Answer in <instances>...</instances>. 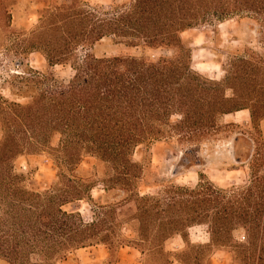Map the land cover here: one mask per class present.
Wrapping results in <instances>:
<instances>
[{
	"label": "trees",
	"instance_id": "1",
	"mask_svg": "<svg viewBox=\"0 0 264 264\" xmlns=\"http://www.w3.org/2000/svg\"><path fill=\"white\" fill-rule=\"evenodd\" d=\"M43 5L21 54L41 50L47 69L24 68L13 75L19 83L9 89L13 97L0 95V264H59L97 245L108 253L103 264H118L124 246L139 251L143 264H212V254L224 248L227 264H264V141L253 142L241 183L218 185L199 172L194 186L172 184L161 194L138 191L143 165L131 158L137 145L174 136L194 151L214 134L218 118L233 111L248 109L256 126L264 120V55L245 45L221 64L223 77L215 80L192 68L191 48L180 37L235 18L233 39L241 40L244 28L264 51V0ZM103 38L141 54L89 51ZM56 65H69L71 75L57 76ZM39 154L56 166L42 191L15 167ZM233 156L241 158L235 144ZM86 157L95 160L90 170L82 166ZM98 185L99 202L91 194ZM81 200L90 206L86 217L76 205L63 209ZM194 226L206 227L208 242L189 241ZM237 229L243 240L234 238ZM175 236L183 247L167 250Z\"/></svg>",
	"mask_w": 264,
	"mask_h": 264
},
{
	"label": "rangeland",
	"instance_id": "2",
	"mask_svg": "<svg viewBox=\"0 0 264 264\" xmlns=\"http://www.w3.org/2000/svg\"><path fill=\"white\" fill-rule=\"evenodd\" d=\"M44 0H0V95L11 99L10 88H16L19 83L13 75L24 68L30 67L39 71L46 70V60L39 52L33 51L24 57L22 51H27L25 37L37 24ZM57 3L63 0H54ZM83 4L95 5L115 2V0H81ZM236 20L228 19L221 23L200 25L187 29L180 34L185 45L191 48V66L194 70L211 79L223 77L221 64L234 53H243L245 45H249L254 53L264 55L261 44L249 37L243 28L242 39L234 40ZM22 40V41H21ZM84 49L78 51L82 54ZM89 51L95 55H127L141 54L139 48H130L112 38H103L94 44ZM154 56L170 55V50L147 51ZM51 70L59 77L67 79L72 71L69 65H56ZM24 90V89H23ZM25 100V99H19ZM179 116H172L177 121ZM219 127L212 136L200 143L194 151L188 152L186 145L177 142V136L157 139L137 145L131 158L143 165V171L138 181V191L141 194H161L172 184L192 187L198 181V173H204L218 185L241 183L248 173L246 160L250 157L253 142L264 141V120L258 126L251 120L248 109H240L218 118ZM216 132V133H215ZM236 137V140H235ZM56 142V141H55ZM241 156L237 161L233 156V146ZM247 158V159H246ZM95 163L94 158L86 157L82 162L85 169L90 170ZM15 167L28 177L29 187L42 191L51 186L55 179L56 166L51 157L46 154L29 155L16 160ZM103 190L96 186L91 194L95 201H100ZM77 208L86 217L89 204L85 200L76 201L63 207L65 210ZM125 234L130 236V232ZM244 231L237 229L233 236L241 240ZM188 239L191 243L208 242L205 226H194L188 229ZM180 236L170 238L165 243L168 250L183 247ZM228 248L215 251L212 254V264H227ZM108 257L105 247L97 245L78 250L69 255L59 264H103ZM118 264H143V256L136 249L124 246L117 254ZM174 264H179L175 262Z\"/></svg>",
	"mask_w": 264,
	"mask_h": 264
},
{
	"label": "clouds",
	"instance_id": "3",
	"mask_svg": "<svg viewBox=\"0 0 264 264\" xmlns=\"http://www.w3.org/2000/svg\"><path fill=\"white\" fill-rule=\"evenodd\" d=\"M241 240H243V237H241Z\"/></svg>",
	"mask_w": 264,
	"mask_h": 264
}]
</instances>
